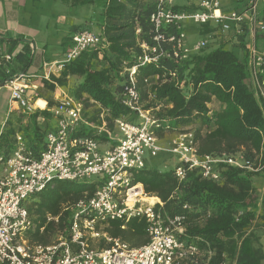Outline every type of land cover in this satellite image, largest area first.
<instances>
[{"label":"trees","instance_id":"1","mask_svg":"<svg viewBox=\"0 0 264 264\" xmlns=\"http://www.w3.org/2000/svg\"><path fill=\"white\" fill-rule=\"evenodd\" d=\"M59 1L72 10L84 6L93 8L91 18H94L105 44L64 63L52 83L44 82L45 88L53 91L54 83L58 87L66 86L67 79L72 77L74 82L69 96L82 103L83 118L87 123L101 126L100 116L108 127L113 126L116 119L137 122L135 114L121 103V94L129 69L137 65L139 43L145 40L151 44L148 18L154 8L153 0ZM246 2L230 0L228 8L239 10ZM262 4L263 10H259V14L264 20V2ZM175 8L191 9L189 6ZM137 26L139 36L135 34ZM88 29L71 26L69 35L62 42L65 52L70 47L71 35ZM202 29L203 34L210 32L207 26ZM232 36L237 43L231 49L227 48L231 41L220 38L216 45L208 46L184 61L163 58L157 64L138 67L135 82L143 109L150 111L156 120L157 127L152 128L156 137L196 125L193 136L199 155L240 152L246 159L253 160L262 153L264 158V98L259 88L250 83L246 50L249 35L244 27L240 35L233 33ZM255 44L257 48H264V33L255 36ZM30 61L29 46L25 45L12 61L15 67L9 63L0 67V87L15 73H23ZM260 69L262 73H257V82L258 86L264 87V64ZM154 77L157 78L152 79ZM145 78H151L148 84L143 82ZM89 103L98 108L95 111L98 121L87 116L85 108ZM47 105L49 108L53 104L47 101ZM38 116L46 122L42 126L36 124ZM29 119L31 128H24L21 132L28 147L37 155L44 148L46 132L52 128L47 125L52 115L37 111ZM19 131L4 128L0 135V154H9ZM73 135L105 139L85 126L77 128ZM178 165L177 161L172 169L164 171L146 166L135 170L131 184L142 185L146 194L158 198L157 209L165 217L184 216L181 239L209 251L211 256L207 264H261L264 253L259 244V229L250 228L256 219L258 201L253 180L255 177L264 178V174L225 166L219 181L201 178L198 170H187L180 181L175 176ZM100 183L96 179L54 181L36 194L27 208L31 223L26 233L29 241L50 244L56 235L67 236L73 217L72 206L83 195L90 196ZM48 217L57 218V221H48ZM258 219L264 222V212ZM122 225L121 221H111L105 232L132 247L147 242L143 220L131 219L124 229H121Z\"/></svg>","mask_w":264,"mask_h":264},{"label":"built area","instance_id":"2","mask_svg":"<svg viewBox=\"0 0 264 264\" xmlns=\"http://www.w3.org/2000/svg\"><path fill=\"white\" fill-rule=\"evenodd\" d=\"M224 1L194 0L188 5L191 9L181 10L175 8L172 0H154L148 18L151 44L145 40L139 43L137 65L129 69L121 94V103L135 114L137 122L116 119L113 126L118 137L109 150L101 151L96 139L73 135L77 128L88 123L83 118L82 103L63 96L50 109L54 126L46 132L40 153L34 154L18 134L10 153L0 154V264H207L209 251L181 239L184 216L165 217L157 209L159 201H147L153 197L144 192L142 185L131 184L132 172L145 167L146 153L155 157L164 152L177 157L179 165L175 176L178 180L184 179L187 170H198L201 178L216 182L225 166L264 174L263 154L253 160L246 159L240 152L199 155L193 132L178 133L170 148L158 145L152 131L157 127L156 120L150 111L143 109L135 73L138 67L157 64L163 58L184 61L208 47L214 36L229 32L240 35L245 27L249 35L246 50L250 83L259 88L264 98V87L257 82V73H262L260 68L264 64V48H257L255 44V36L264 33V20L258 8L264 0H247L239 10L229 9ZM184 21L198 27L209 26L214 33L198 39L191 52L184 47ZM135 34L140 35L138 26ZM103 44L105 40L98 33L77 31L71 35L64 57L44 61L42 73L36 77L52 83L64 63ZM12 59L10 54L2 56L0 66ZM32 78L35 76L20 73L6 83L9 99L26 113L34 110L26 97ZM150 80L145 78L143 82L148 84ZM94 130L111 138L105 123L94 126ZM91 179L101 183L90 196L83 195L72 206L73 217L67 236L60 235L50 244L29 241L26 233L31 223L27 203L54 181ZM138 185L140 188L135 189ZM131 219L145 222L148 239L145 244L132 247L105 232L109 222L121 221V229H124ZM47 220L56 222L57 218Z\"/></svg>","mask_w":264,"mask_h":264},{"label":"crops","instance_id":"3","mask_svg":"<svg viewBox=\"0 0 264 264\" xmlns=\"http://www.w3.org/2000/svg\"><path fill=\"white\" fill-rule=\"evenodd\" d=\"M53 1L56 5L60 2L59 0H0V58L4 55L10 54L13 57V61L14 57L21 52L23 46L28 45L31 54V61L30 65L23 73L35 76V78L30 80L31 85L26 91V97L34 106V110L31 113H26L15 102H12L9 99V90L6 87V84L0 87V92H3L0 99V135L4 128L7 127L20 130L19 133L17 132L15 134V137L18 134L23 136V132H21V130L24 128H31L29 116L33 115L37 111H47L51 114L50 109L52 106L63 96H69L66 92H70L69 89L72 88L74 82L72 77L67 79L66 86L58 87L54 83V90L50 91L45 88L44 81L36 76H39L42 73L41 65L44 61H56L61 60L64 57L65 49L62 42L63 39L69 35V28L71 26H80L85 23L87 19L86 17L90 14L91 8L84 6L82 8L73 9V13L66 18L65 22L63 17L59 16L58 18L62 19L64 22L63 27L60 28L57 22L54 25H52L51 22L44 24L43 16L41 14L42 8L44 6L47 7L50 3H53ZM224 2L225 4L230 3L228 0H225ZM46 3L47 5H45ZM78 16H81V18ZM75 17H77V19H75ZM207 27L210 29L209 26ZM196 30L199 39L209 35L210 33H214L212 32L213 29H210V32L203 34L202 27H198ZM231 37L235 39L234 36ZM213 39L218 41L220 40V37L214 36ZM231 43L232 41L228 43V46H230ZM37 47H40L42 50L39 55V59H36V55L38 54L37 52L40 51ZM48 53L50 54L48 55ZM12 61L3 62L0 67L5 66L7 63L14 66L15 63H12ZM18 74L20 73H15L11 79ZM47 101H50L53 104L49 108ZM38 102H41L43 105H38ZM45 123L46 122H44V118L42 116H38L36 118V124L38 126H42ZM103 123L104 122L102 120V124ZM47 125H50L51 127L54 126L53 118L51 121L47 122ZM94 126V124L88 123L85 128L94 129ZM113 131L116 134L115 139H112V137L109 138L106 134L102 133L101 135L104 136L105 139L97 140L101 151L109 150L115 144L118 132L115 127L113 128ZM26 145L28 146L27 142ZM14 147L15 143L12 149ZM253 184L258 201L256 205V219L253 221L250 230L259 229V244L264 253V222L261 219H258V216L264 212V205L262 204L264 178L259 179L255 177ZM257 186L260 189L256 190ZM156 200L157 201L155 202L159 201L158 198H156ZM261 264H264V260H262Z\"/></svg>","mask_w":264,"mask_h":264},{"label":"rangeland","instance_id":"4","mask_svg":"<svg viewBox=\"0 0 264 264\" xmlns=\"http://www.w3.org/2000/svg\"><path fill=\"white\" fill-rule=\"evenodd\" d=\"M143 1H147V0H143ZM172 1H173V5L177 6V7L188 6L190 3L194 2V0H172ZM153 2H154V0H153ZM45 5H47V3ZM88 8H91V7H88ZM258 8H259V10L262 11L263 10V4L259 3ZM93 11H94V9L91 8L90 14L88 15V17H86L87 19H86L85 23L82 24L81 26L87 27V28H89L88 30L99 34L98 29L96 27V23L94 21V18H91V14ZM71 13H73L72 9L62 5L60 2H58V5H56V3L53 1V3H50L47 7L44 6L42 8L41 14L43 16L44 24L51 22V24L54 25L57 22L58 26L60 28H62L66 18H68ZM59 16L63 17L64 22L62 19L58 18ZM78 17L81 18V16H78ZM75 19H77V17H75ZM81 26H79V27H81ZM182 26H183L184 33H185L184 47L192 52L194 45L196 44V42L199 39L198 34L196 33V31H197L196 29L198 28V26H196L195 24H192L189 21H184L182 23ZM219 35H217V36L220 37L222 40L232 41L230 46H227L228 49H231L232 45L237 43V41L231 37L232 36L231 32L226 33V34H219ZM216 42H217V40H213V41L209 42L208 46L209 47L214 46ZM260 44L262 45V42H260ZM37 48H39L40 51L37 52L38 54L36 55V59H39V55L41 54L42 50L40 47H37ZM65 53H64V55H65ZM49 54L50 53H48V55ZM47 93H49V92H47ZM66 93L69 95V92H66ZM262 93L264 95V92H262ZM2 94H3V92H0V99L2 97ZM85 110H86L85 112L89 118H94L95 121H98V116L95 112V111H98L97 107H95L93 104L89 103L88 107L85 108ZM99 118H101L100 119L101 121L103 120L102 116H100ZM95 121L93 123H95ZM110 128H111V130H110ZM113 128H114V126H111V127L107 126V129L111 133L112 139H115L116 134L113 131ZM195 128H196V125H191V126H185V127L176 129L175 131L166 132V133L162 134L161 137H156L157 144L164 147V148H170L171 141L177 136L178 133L193 132L195 130ZM144 164L146 167H154V168H157L161 171H164V170L172 169L177 164V157L174 155H171L169 153H164V152L159 153L155 157H152L149 155V153H146L144 156ZM96 187H98V186H96ZM257 189H260V188H258V186H257L256 190ZM149 197L156 198L155 196H151V195ZM31 203H32V201L27 203V208L31 206ZM31 218H33V217H31ZM59 236L60 235H56V237H52L50 240L51 241L50 243L54 242Z\"/></svg>","mask_w":264,"mask_h":264},{"label":"bare ground","instance_id":"5","mask_svg":"<svg viewBox=\"0 0 264 264\" xmlns=\"http://www.w3.org/2000/svg\"><path fill=\"white\" fill-rule=\"evenodd\" d=\"M38 105L42 106L43 104L41 102H38ZM138 188H140L139 185L135 187V189H138ZM146 200L151 202V203L157 201L156 198H149V199H146Z\"/></svg>","mask_w":264,"mask_h":264}]
</instances>
